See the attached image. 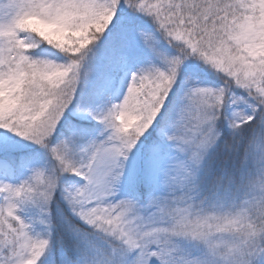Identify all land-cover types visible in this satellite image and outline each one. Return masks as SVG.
<instances>
[{"label":"snow or ice","instance_id":"6c2138e0","mask_svg":"<svg viewBox=\"0 0 264 264\" xmlns=\"http://www.w3.org/2000/svg\"><path fill=\"white\" fill-rule=\"evenodd\" d=\"M0 264H264V0H0Z\"/></svg>","mask_w":264,"mask_h":264}]
</instances>
